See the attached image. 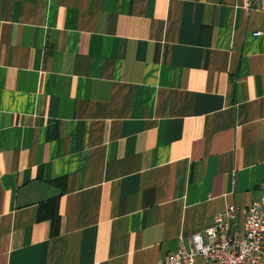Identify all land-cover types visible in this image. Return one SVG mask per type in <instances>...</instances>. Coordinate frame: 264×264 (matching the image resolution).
Here are the masks:
<instances>
[{"label": "crops", "instance_id": "1", "mask_svg": "<svg viewBox=\"0 0 264 264\" xmlns=\"http://www.w3.org/2000/svg\"><path fill=\"white\" fill-rule=\"evenodd\" d=\"M241 6L0 0V264H155L260 197L264 12Z\"/></svg>", "mask_w": 264, "mask_h": 264}, {"label": "built area", "instance_id": "2", "mask_svg": "<svg viewBox=\"0 0 264 264\" xmlns=\"http://www.w3.org/2000/svg\"><path fill=\"white\" fill-rule=\"evenodd\" d=\"M241 7L264 12V0H242ZM260 191V197L247 206H229L215 213L201 231L179 236L175 250L155 264H195L197 257L208 264H264V182ZM238 212L242 227L233 231Z\"/></svg>", "mask_w": 264, "mask_h": 264}, {"label": "trees", "instance_id": "3", "mask_svg": "<svg viewBox=\"0 0 264 264\" xmlns=\"http://www.w3.org/2000/svg\"><path fill=\"white\" fill-rule=\"evenodd\" d=\"M46 204H51L50 206V210L47 213V215H49L51 217V221H52V225H53V231H56V227L59 221V215L57 212V198L51 200L50 202L46 203Z\"/></svg>", "mask_w": 264, "mask_h": 264}]
</instances>
